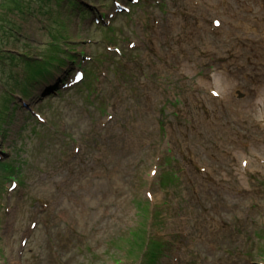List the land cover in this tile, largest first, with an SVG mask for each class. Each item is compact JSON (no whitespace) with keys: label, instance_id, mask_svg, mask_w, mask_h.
Listing matches in <instances>:
<instances>
[{"label":"rangeland","instance_id":"obj_1","mask_svg":"<svg viewBox=\"0 0 264 264\" xmlns=\"http://www.w3.org/2000/svg\"><path fill=\"white\" fill-rule=\"evenodd\" d=\"M117 1L0 0V264H264V0Z\"/></svg>","mask_w":264,"mask_h":264},{"label":"trees","instance_id":"obj_2","mask_svg":"<svg viewBox=\"0 0 264 264\" xmlns=\"http://www.w3.org/2000/svg\"><path fill=\"white\" fill-rule=\"evenodd\" d=\"M6 33H10V35H15L16 31H15L14 28L13 29L12 28H10V29L7 28ZM1 50H2V52H1ZM4 55H6L5 50L3 49L2 46H0V57L7 58V57H4ZM19 55L20 54H18L17 56L12 57L11 54H10V57L13 58L12 60L14 61V63L20 57ZM5 92L8 94V96H10V94L7 91H5ZM25 92H27V90ZM29 95L30 94L28 92L26 95H21V96L28 98ZM9 99L10 98L7 97L6 98V102H5V105H6L5 108L8 109V110H6V112H7L6 116H8V114H9L8 111H11V113H12V110L14 109V106H13V108H11L12 106L10 105V103H9L10 106L9 105L7 106ZM0 162L2 163V166H4V167L7 166L6 162H4V161H0ZM9 169H10V171H12V169H13V172H12L13 174L17 173L16 171H18V174H20V169L19 168L18 169L17 168H9ZM12 173H10V175H8V176H11ZM13 174H12V176H13V178L15 180L16 178L14 177L15 175H13ZM15 181L17 182V179ZM141 237H143V238L141 239ZM138 241H139V243L141 245L140 248H141V251H142V253H140V254H142V255H144L146 257V262L145 261H141L138 264H155L154 262H151V259H152L153 256H154V258L156 260V264H157L158 256L161 253L162 247H163L162 241L161 240L158 241V240L152 239V241H154L155 244H150L149 240L146 242V239H144V236L142 234L138 238ZM135 262H136V260L133 261L131 264H134ZM117 263L118 264H130V263L123 262V261H118Z\"/></svg>","mask_w":264,"mask_h":264},{"label":"bare ground","instance_id":"obj_3","mask_svg":"<svg viewBox=\"0 0 264 264\" xmlns=\"http://www.w3.org/2000/svg\"><path fill=\"white\" fill-rule=\"evenodd\" d=\"M83 79V78H82ZM81 79V80H82ZM244 104V101H242V102H240V104H239V106L237 107V108H234V107H232L229 103H226L225 105H224V112H225V115H224V117H225V120L227 121L228 120V117H229V111H231V113H233L234 114V116L236 115V116H242L243 114H247L246 115V118L249 116V114H250V110L248 109V111H245V109L243 108V105ZM219 117L220 116H218V119H219ZM207 127L208 128H204L203 130H202V133L203 134H207V133H209V129H210V134H211V136L212 137H214V136H217V135H219L220 134V130H221V123L219 122V120L218 121H214V122H211V123H208L207 124Z\"/></svg>","mask_w":264,"mask_h":264},{"label":"clouds","instance_id":"obj_4","mask_svg":"<svg viewBox=\"0 0 264 264\" xmlns=\"http://www.w3.org/2000/svg\"><path fill=\"white\" fill-rule=\"evenodd\" d=\"M74 74H75V73H74ZM74 74H73V75H74Z\"/></svg>","mask_w":264,"mask_h":264},{"label":"snow or ice","instance_id":"obj_5","mask_svg":"<svg viewBox=\"0 0 264 264\" xmlns=\"http://www.w3.org/2000/svg\"><path fill=\"white\" fill-rule=\"evenodd\" d=\"M218 23V22H217Z\"/></svg>","mask_w":264,"mask_h":264}]
</instances>
